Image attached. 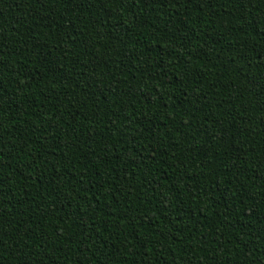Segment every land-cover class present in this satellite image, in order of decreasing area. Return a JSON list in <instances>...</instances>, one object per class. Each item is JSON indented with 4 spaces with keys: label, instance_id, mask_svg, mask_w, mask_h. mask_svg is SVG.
Instances as JSON below:
<instances>
[{
    "label": "trees",
    "instance_id": "trees-1",
    "mask_svg": "<svg viewBox=\"0 0 264 264\" xmlns=\"http://www.w3.org/2000/svg\"><path fill=\"white\" fill-rule=\"evenodd\" d=\"M0 264H264V0H0Z\"/></svg>",
    "mask_w": 264,
    "mask_h": 264
}]
</instances>
